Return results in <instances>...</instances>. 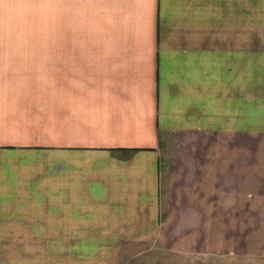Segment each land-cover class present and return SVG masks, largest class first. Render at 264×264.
Wrapping results in <instances>:
<instances>
[{"label":"crops","instance_id":"crops-1","mask_svg":"<svg viewBox=\"0 0 264 264\" xmlns=\"http://www.w3.org/2000/svg\"><path fill=\"white\" fill-rule=\"evenodd\" d=\"M152 248L264 264V0H0V264Z\"/></svg>","mask_w":264,"mask_h":264},{"label":"rangeland","instance_id":"rangeland-1","mask_svg":"<svg viewBox=\"0 0 264 264\" xmlns=\"http://www.w3.org/2000/svg\"><path fill=\"white\" fill-rule=\"evenodd\" d=\"M61 41V20L21 19L20 42L45 43ZM122 264H250L236 259L178 256L156 248L145 252L132 251L123 255Z\"/></svg>","mask_w":264,"mask_h":264}]
</instances>
